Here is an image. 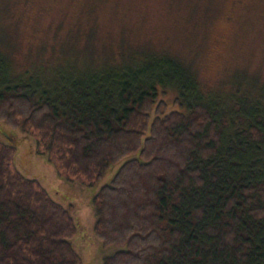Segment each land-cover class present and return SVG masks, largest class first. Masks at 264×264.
Returning <instances> with one entry per match:
<instances>
[{
  "label": "trees",
  "instance_id": "trees-1",
  "mask_svg": "<svg viewBox=\"0 0 264 264\" xmlns=\"http://www.w3.org/2000/svg\"><path fill=\"white\" fill-rule=\"evenodd\" d=\"M165 60L112 59L58 93L28 77L1 83L0 123L33 137L66 181L94 186L122 162L92 198L95 236L119 248L101 264H264V116L242 96L248 121L228 123ZM171 86L184 110L160 98ZM15 154L0 143V264H83L70 210Z\"/></svg>",
  "mask_w": 264,
  "mask_h": 264
},
{
  "label": "rangeland",
  "instance_id": "rangeland-1",
  "mask_svg": "<svg viewBox=\"0 0 264 264\" xmlns=\"http://www.w3.org/2000/svg\"><path fill=\"white\" fill-rule=\"evenodd\" d=\"M163 58L164 66L185 70L228 123L238 126L239 114L248 121L236 107L242 96L248 113L264 116V0H0V84L28 77L58 93L73 76L112 59L148 66ZM160 98L169 111L186 107L174 103L172 86ZM0 143L15 145V169L70 210L83 264H101L118 251L95 236L92 198L122 162L85 186L60 178L22 131L0 123Z\"/></svg>",
  "mask_w": 264,
  "mask_h": 264
}]
</instances>
